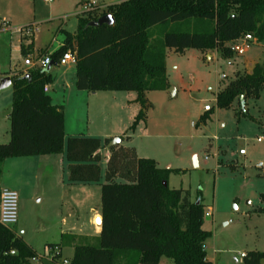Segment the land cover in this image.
I'll return each mask as SVG.
<instances>
[{
	"label": "rangeland",
	"instance_id": "374dc122",
	"mask_svg": "<svg viewBox=\"0 0 264 264\" xmlns=\"http://www.w3.org/2000/svg\"><path fill=\"white\" fill-rule=\"evenodd\" d=\"M85 1L0 0V20H6V26L0 29V75L26 69V57L20 50L21 36L28 37L25 44L33 40L31 56L35 61L44 55L43 51L57 50L64 41V31L75 33L77 30ZM120 1L101 0L102 7L96 10V15ZM32 24L38 31L28 35L24 29ZM154 29L161 36L165 30H187L189 24L187 21L169 22ZM254 61L264 65V40L255 42L244 55L232 58H225L216 50L202 52L189 48L178 53L173 48L168 49L167 77L174 91L170 87L150 91L147 94L152 104L147 115L150 135L140 130L133 141H123L126 146H138L143 155L138 154L140 157L153 158L162 168L179 169L169 177L170 188L190 190L192 201L199 192L202 194L206 209L203 227L211 232L206 240L207 258L213 264H245L243 254L264 251V200L261 196L264 193V90L259 98L247 99L244 113L239 111L238 100L224 108L218 106L216 99L218 90L234 79L236 69L248 72L253 65L248 63ZM49 70L54 82L48 93L54 103L64 106L66 137L72 136V132L88 136L86 134L112 127L116 132L114 139L127 131L130 109L134 112L136 104L125 100H133L135 91H119L116 102L125 101V107L118 105L113 109L114 101H95L88 98L89 91L81 92L76 88L74 64H55ZM223 74L225 78L221 77ZM12 95V85L0 89V144L10 140ZM206 104L212 106L211 111H205ZM204 115L207 119L201 120ZM240 149H244L245 154H241ZM104 150L108 149H103L100 161L101 182L105 180L110 154L106 156ZM51 157L50 160L42 156L8 158L0 177V187L18 193V218L10 227L40 256L37 264H63L74 252V243L66 235L73 234L72 226L90 224L91 211L101 203V185L94 182L89 186L91 189L88 188L92 193L89 204L75 206L73 201L84 200L86 191L67 184L65 158L60 162L59 154ZM63 241L61 257L53 261L49 245L60 243L62 246ZM76 242L97 244L98 239L84 241L77 236ZM163 262L174 264L169 258H164ZM26 264L35 263L30 259Z\"/></svg>",
	"mask_w": 264,
	"mask_h": 264
},
{
	"label": "trees",
	"instance_id": "16d2710c",
	"mask_svg": "<svg viewBox=\"0 0 264 264\" xmlns=\"http://www.w3.org/2000/svg\"><path fill=\"white\" fill-rule=\"evenodd\" d=\"M108 13L114 16V24L90 25ZM178 21H187L189 29L165 30L161 36L154 29ZM64 32L63 43L51 53L53 65H59L65 52L74 51L78 90L135 91L139 112L119 136V144L110 145L112 137H66L64 106L54 103L45 91L54 82L50 70L34 66L10 71L6 73L13 87L10 140L0 144V177L8 158L64 153L70 183L101 182V152L108 149L105 180L100 183L98 243H75L77 236L67 234L74 243L71 264H161L162 258L174 264H213L207 259L206 240L211 232L203 227L202 194L192 201L190 190L170 188L169 177L179 169L162 168L155 159L140 157L134 146L122 142L131 139L130 133L140 122L147 121L152 107L148 92L170 87L167 50H216L232 58L231 41L247 33L258 42L264 40V0H121L100 15L84 10L75 33ZM26 40V36L20 39L24 57L33 54L34 42L25 44ZM262 90L264 65L256 62L250 72L236 69L234 79L218 90L217 104L229 108L236 100L240 103V95L246 103L248 98H259ZM239 111L244 113V109ZM261 196L264 200V193ZM63 244L49 245V249L59 248L53 261L61 257ZM37 255L11 227L0 226V264H26ZM243 261L261 264L264 251H249Z\"/></svg>",
	"mask_w": 264,
	"mask_h": 264
},
{
	"label": "built area",
	"instance_id": "2783aa9c",
	"mask_svg": "<svg viewBox=\"0 0 264 264\" xmlns=\"http://www.w3.org/2000/svg\"><path fill=\"white\" fill-rule=\"evenodd\" d=\"M44 1H52V0H44ZM85 10L94 11L98 10L102 7L101 0H86L85 1ZM33 25V24H32ZM28 26L26 30V34L31 35L38 31L36 25ZM6 26V20H0V27L3 28ZM36 26V27H35ZM23 30V29H22ZM21 30V31H22ZM257 42L256 37L251 34L247 33L240 38H237L230 43H228V47L235 55H244L248 50L251 49L253 44ZM52 53V52H51ZM51 53L44 54L42 57H38L37 61H35L31 55L27 56L24 59V65L27 67H34V66H41L46 68L50 63L53 62L51 57ZM230 63V62H229ZM60 65H67V64H76V53L72 50H68L63 54L59 61ZM225 78L223 74L221 76ZM45 91H49V86L45 87ZM205 111L212 110V106L206 104L204 107ZM260 140V138L258 139ZM241 154H245L244 149H240ZM207 158V157H206ZM17 207H18V193L10 188H1L0 191V226L10 227L17 222L18 214H17ZM49 252L52 253V258L59 252L58 246H55L52 249H49ZM12 254H15V251H11ZM244 255V254H243ZM32 262L37 264L40 261V256H34L31 258ZM63 264H71L70 259H64Z\"/></svg>",
	"mask_w": 264,
	"mask_h": 264
},
{
	"label": "crops",
	"instance_id": "0c3cea01",
	"mask_svg": "<svg viewBox=\"0 0 264 264\" xmlns=\"http://www.w3.org/2000/svg\"><path fill=\"white\" fill-rule=\"evenodd\" d=\"M0 29H2V27H0ZM22 37V36H21ZM21 39V38H20ZM209 55V54H208ZM244 63L246 62V61H243ZM258 62V61H257ZM256 63V61H254V62H252V63H248V65L249 64H255ZM246 64H247V62H246ZM253 65H252V67H253ZM26 68H27V66H25ZM252 67H251V69L248 71V72H250L251 70H252ZM168 75V74H167ZM6 76H8V75H0V81H2V79H4ZM49 91H50V86H49ZM48 91V92H49ZM88 92L87 90H81V92ZM90 92V91H89ZM118 92L119 91H97V92H90V94L88 95L89 97L88 98H90V99H94L95 101H103V100H112V101H114L113 102V104H112V108L114 109V108H116V106H118V105H120V106H122L123 108L125 107V101L127 102V103H130V102H135V104L137 105V107H136V105H135V107H134V112H132V110L130 109V123H129V125H131V123H132V117L134 116V118H135V116H136V111H137V113L139 112V109H140V106H139V104L136 102V98H137V93H136V95H135V98L133 99V100H125V101H122L120 104L118 103V102H116L117 101V99H118V95H116V94H118ZM148 94H149V92H148ZM53 99V98H52ZM124 100V99H123ZM209 112V111H208ZM67 117H66V114H65V128H66V125H67ZM149 122H148V119H147V121L146 122H140L139 123V125L137 126V128L135 129V131L133 132V134L134 135H131V141H133V137L135 136V133L137 132V131H143V134H145V135H150V128H149V124H148ZM66 130V129H65ZM114 133H116L115 132V130L112 128V127H109V128H107L106 130H101L100 129V132H92V133H90V134H86V135H88V136H94V137H100V138H102V139H104V138H106V137H113L114 136ZM72 135H85V134H82V132H81V134L79 133V134H77L76 132H72ZM116 135V134H115ZM123 143V142H122ZM135 148H136V150H137V153L140 155V156H143V155H141L140 154V148L138 147V146H136L135 145ZM104 151H106V156H108V153H109V151L108 150H104ZM102 154H103V150H102ZM104 155V154H103ZM42 156V158H44V159H46V158H48L47 160H50V159H52V154L51 155H48V157H46L47 155H41ZM59 156L61 157V159H60V162H63L64 161V159L63 158H65V154L64 153H62V154H59ZM66 159V158H65ZM59 161V160H58ZM159 163V162H158ZM168 168H171V167H168ZM101 169H102V167H101ZM64 183H66L65 182V180H64ZM93 183L94 182H90V183H67V184H69V185H71V186H73V188H74V186L75 187H78V188H81V189H84L85 191H86V198L84 199V200H74L73 202V204H75V206L77 205H79L80 207H83V206H85L87 203L89 204V200H90V198H91V195H92V193H91V190H89L88 188H90L91 189V187H89V186H93ZM100 183L101 182H98V184L100 185ZM1 188H3V187H1ZM79 203V204H78ZM77 208V207H76ZM92 210V209H91ZM92 212V216H91V218H90V224H88V225H86V224H84V223H82L81 225H79V226H72V233H73V235H76V236H79V237H82L83 239H84V241H87V240H89L90 238H97L98 239V236H99V234H100V232H101V223H99L98 221H99V219H102V215H101V203H98L97 204V206L91 211ZM92 224V225H91ZM93 228H92V227ZM30 246H31V244H29ZM74 251V250H73ZM74 253V252H73ZM72 256H73V254H71L70 256H69V258L68 259H71L72 258ZM208 259V258H207ZM163 260H164V258H162V260H161V264H164V262H163ZM209 260V259H208Z\"/></svg>",
	"mask_w": 264,
	"mask_h": 264
},
{
	"label": "water",
	"instance_id": "95a60500",
	"mask_svg": "<svg viewBox=\"0 0 264 264\" xmlns=\"http://www.w3.org/2000/svg\"><path fill=\"white\" fill-rule=\"evenodd\" d=\"M102 24H108V25L114 24V16L112 14L108 13V14H104V15L100 16L97 20L90 22V25H93V26H98V25H102ZM52 66H53V62L47 66V70H49ZM9 85H11V78H10V76H6L4 79H2V81L0 83V89L7 87ZM170 90L174 91V88L170 87ZM239 101L241 104V106H240L241 109H245V97H244V95L239 96ZM120 142H121V138L115 137L111 141L110 145H115V144L120 143ZM195 163H196V159H195ZM98 222L102 223V219H99Z\"/></svg>",
	"mask_w": 264,
	"mask_h": 264
}]
</instances>
